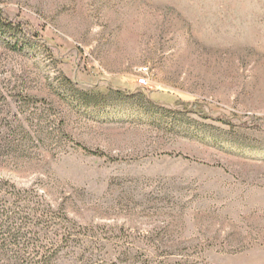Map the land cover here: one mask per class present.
Here are the masks:
<instances>
[{"label":"rangeland","instance_id":"rangeland-1","mask_svg":"<svg viewBox=\"0 0 264 264\" xmlns=\"http://www.w3.org/2000/svg\"><path fill=\"white\" fill-rule=\"evenodd\" d=\"M0 5V264H264V0Z\"/></svg>","mask_w":264,"mask_h":264},{"label":"trees","instance_id":"trees-1","mask_svg":"<svg viewBox=\"0 0 264 264\" xmlns=\"http://www.w3.org/2000/svg\"><path fill=\"white\" fill-rule=\"evenodd\" d=\"M5 10L4 8L1 7L0 5V29H3V28H10L12 27L13 25L10 23V22H7V21H3V15H5Z\"/></svg>","mask_w":264,"mask_h":264},{"label":"built area","instance_id":"built-area-1","mask_svg":"<svg viewBox=\"0 0 264 264\" xmlns=\"http://www.w3.org/2000/svg\"><path fill=\"white\" fill-rule=\"evenodd\" d=\"M138 82H139L140 85H143V84L147 83L145 78H139Z\"/></svg>","mask_w":264,"mask_h":264}]
</instances>
